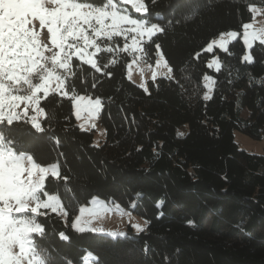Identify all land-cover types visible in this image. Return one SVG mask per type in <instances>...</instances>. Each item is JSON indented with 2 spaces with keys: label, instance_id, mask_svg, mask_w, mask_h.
<instances>
[{
  "label": "trees",
  "instance_id": "16d2710c",
  "mask_svg": "<svg viewBox=\"0 0 264 264\" xmlns=\"http://www.w3.org/2000/svg\"><path fill=\"white\" fill-rule=\"evenodd\" d=\"M143 2L149 25L164 28L146 42L149 57L156 58L152 41L158 42L174 77L150 80L145 92L127 76L131 57L122 50L121 36L107 42L112 53H98L101 73L76 58L75 75L60 72L69 94L74 87L76 95L102 98V144L95 145L93 131L78 125L73 101L59 92L41 98L47 117L42 124L49 129L44 134L0 125L15 151L41 165L57 163L67 177L45 181L46 190L49 182L60 185L49 194L58 195L67 217L48 210L37 217L45 228L34 239L39 258L45 264H84L90 252L94 264H264V155L235 140V131L264 139V44L253 45L251 63L244 60L241 38L227 51L204 50L222 32L241 33L253 17L250 6L264 8V0ZM212 57L220 60L219 70L209 67ZM207 75L214 89L205 100ZM16 127L14 122L11 129ZM94 196L146 218L148 227L130 228L123 237L77 232L72 221ZM61 232L70 239L61 240Z\"/></svg>",
  "mask_w": 264,
  "mask_h": 264
},
{
  "label": "snow or ice",
  "instance_id": "6c2138e0",
  "mask_svg": "<svg viewBox=\"0 0 264 264\" xmlns=\"http://www.w3.org/2000/svg\"><path fill=\"white\" fill-rule=\"evenodd\" d=\"M155 2L156 0H151L152 4H155ZM47 3L50 6H56L58 10L47 11L42 5V10H45V12L44 16L39 18V23L43 22L45 25H49L48 27L55 26L57 40L62 41L61 47L63 48V51L60 48L53 49L59 54L57 63L64 66L59 70L64 71L65 68H68L71 70L72 75H75L72 65L74 58L82 61L83 64L89 65L95 72L101 73L102 68L96 54L102 51L112 53L114 48L113 46H107V42L112 41L114 37L126 34L128 31H135L137 37L146 36L151 40L157 33L164 32V28L156 23L149 25L148 18L143 20L130 19L128 15L123 14V9L118 8L113 3V0H107L103 7H93L91 3H75L71 0H47ZM134 7L137 13L149 11L143 3L134 4ZM85 9L87 11H82ZM36 20L32 16L26 17L28 30L35 28L34 21ZM109 20L111 23L106 24L105 21ZM125 25H131L132 28L127 29L124 27ZM5 31L6 35L2 46H0V125L6 124L10 131L42 135L49 130L38 119L42 116L47 118L45 108L40 106V96L38 95L43 93L47 97L45 88L48 85V80L40 75L45 64L42 57L47 56H45V53L41 55L32 52L21 41L23 33L17 32V29L12 25H9ZM235 36V32L228 33L230 38ZM256 38H259L261 44H264V34H260L259 37L253 34L251 37V39ZM125 39H127L126 35ZM226 39L224 35H221L218 44L224 51H227ZM245 39H249L248 34L245 35ZM98 41L101 42L98 43ZM152 43L159 56L156 61L157 68L160 67L161 61H163L164 67L168 69V74H170L172 68L168 67V62L164 59L160 44L156 41H152ZM216 43V41H213V44ZM213 44H210L205 50L211 52ZM76 47L81 49L78 55L74 54ZM89 49L94 51H89ZM123 51H129L127 43H125ZM131 51H143L139 39H133ZM85 52L88 54L87 57H84ZM65 60H67L66 65ZM244 60L249 63L253 62L251 55L244 56ZM213 65H216L217 70H219L217 61H213L209 67ZM103 67L104 74L110 76L111 74L106 71L108 65ZM155 76L154 73L153 79H155ZM4 77L12 82L9 85L10 91L5 89ZM57 78L62 80L59 76ZM167 78H170V76ZM206 79L210 78L206 77ZM16 85H19V87H16ZM38 85L40 87H37ZM66 86L65 80H62L59 92L63 93L64 96H68L74 102L75 114L78 118L82 109L87 110L90 115L98 114L101 111L103 107L102 98L97 97L93 100L91 97L78 96L74 92V87L72 88L73 94L69 96V93L64 91ZM34 89L36 90L35 94H33ZM144 91H148L146 87ZM209 91H211V88ZM6 92L10 97L7 102L4 100ZM73 97L75 98L73 99ZM210 98L209 95L204 97L205 100ZM22 103L26 107L23 113H19L16 109ZM6 108L7 111H5ZM29 108H32L35 115L29 116ZM14 122H17V127L11 129ZM21 122L29 127L23 128ZM55 142L59 145L58 139ZM38 174H40L39 180H37ZM49 176L56 179H67V177H61L58 164L54 163L51 167H44L34 160L30 154L21 153L18 155L11 147L4 132L0 131V264H45L44 259L38 258L37 245L34 243V239L45 235V228L37 221V217L46 214L42 210H51L52 212L59 210L62 218L66 219L67 217L58 196L49 194L55 193L60 185L52 181L49 182L47 190L45 188V181ZM42 197H47V200L45 201ZM162 204L163 201L159 202L157 207H161ZM189 223L192 222L189 221ZM81 225L82 218H77L72 226L77 232H84L86 229ZM88 231H92V229H88ZM140 231H143V229H140ZM33 234H38V236L34 238ZM59 238L64 241L70 239L63 232L59 234ZM68 264H71V261H68Z\"/></svg>",
  "mask_w": 264,
  "mask_h": 264
},
{
  "label": "rangeland",
  "instance_id": "374dc122",
  "mask_svg": "<svg viewBox=\"0 0 264 264\" xmlns=\"http://www.w3.org/2000/svg\"><path fill=\"white\" fill-rule=\"evenodd\" d=\"M71 2L82 3V4L87 3V2H83L79 0H71ZM113 3L116 4L118 8L123 9V14L128 15L130 19L143 20L147 18L146 17L147 12L137 13L134 7V4H138V3H143L145 5L143 0H127V2H125V0H113ZM42 5H44L47 11L58 10L56 6H50L47 3V0H0V46H2L3 44V40L6 35V31H5L6 28L9 25H12L13 27L17 29V32L23 33V37H21V41L25 43L32 52L36 54H41V55L45 53V56L47 57H42L45 61V64L43 66V69L40 75L45 80H48V85L45 88V92L47 95L51 92L60 91V83L62 82L63 79L62 80L58 79L57 76L62 78L60 76V72H62L63 70H59V69L64 66L57 63L59 54L53 51V49L55 48H60V50L63 51V48L61 47L62 41L57 40V32H56L55 26L53 25L52 27H48L49 25H45L43 22L39 23V18L43 17L44 12H45V10H42ZM103 6L104 5H93V7H103ZM250 9L253 13V17L249 22L245 23L244 30L241 31V33L238 32L237 30H232V29L222 32L218 36L214 37L206 45L205 49L210 44H213V41L217 42L216 44H213V50L215 48H220L218 46L220 37L221 35H224L227 38L226 39L227 47L231 41L241 38V40L243 41L246 47L245 56L251 55L252 57L251 48L256 42L261 43L259 38L251 39L252 35L255 34L257 37H259L260 34H264V8L258 5H251ZM69 11L71 10L69 9ZM82 11H87V10L85 9ZM27 16H32L33 18L37 19L36 21H34L35 28L33 30H28V25L26 22ZM105 23L110 24L111 21L110 20L105 21ZM124 27L127 29L132 28L131 25H125ZM231 32L236 33V36L234 38L228 37V33H231ZM247 34L249 36V39H245V35ZM125 35L127 36V39H125ZM121 37H123V39L125 40V43H127V46L129 48V51H126L131 57L127 64V76L131 81H133L134 83H136L143 89L146 87L147 90L149 91L150 90V85H149L150 80H156L159 77H165V78H167L168 76H170V78L174 77L173 69H172V72L168 74V69L164 67L163 61H161L160 67L157 68L156 61L159 59L158 55H156L155 59L149 57V54L147 52V48L145 45L146 42L149 41L148 37L146 36L137 37L135 31H128L126 34H122ZM133 39H139L140 47L143 49L142 52L131 51ZM100 42L101 41H98V43ZM80 50H81L80 47H76V51L74 52V54L78 55ZM89 51H94V50L89 49ZM48 52H50L51 55ZM97 55L98 53L96 54V58H97ZM87 56L88 54L85 52L84 57H87ZM164 59L166 60L165 56H164ZM213 61H217L219 64V68H220V60L218 59V57H212L209 60V65L212 64ZM66 64H67V60H65V65ZM168 67L172 68L169 63H168ZM212 67L215 70H217L216 65H213ZM67 69L68 68H65L64 70H67ZM154 73L156 74L155 79H153ZM206 77L210 79H206ZM3 82H4L5 89L10 91L9 85L12 84V82L8 81L7 77L3 78ZM204 85H205V90L203 93V97H205L206 95H209L211 97L213 94V89H214V79L209 75L205 76ZM16 87H19V85H16ZM37 87H40V85H38ZM210 88H211V91H209ZM35 91L36 90L34 89L33 94H35ZM64 91H66V89H64ZM38 95L40 96V101H41V98L44 95L43 93H39ZM70 95L72 94H69V96ZM78 96L91 97L93 100L97 98V97H94L92 95H87V94H80ZM74 98L75 97H73V99ZM9 99L10 97L6 92L4 96L5 102H7ZM25 107L26 105L22 103L16 109V111L19 113H23ZM73 108H74V114H75L76 110H75L74 102H73ZM5 111H7V108L5 109ZM100 112L98 114L90 115L87 110L82 109L79 118L75 114L78 125L83 130L93 131L95 145L102 144L106 139L105 128L100 121ZM28 114L29 116L35 115L32 108L28 109ZM43 118L44 116L38 118L41 123H42ZM93 125H95V127H93ZM235 140L242 149H245L246 151L250 153L264 155V139L255 140L241 133L240 131H235ZM17 154L19 155L21 153L17 152ZM52 164H48V165L40 164V165L44 167H51ZM37 177L40 179V174H38ZM42 199L46 201L47 197H42ZM42 211L46 212V210H42ZM48 211L52 212L51 210H48ZM54 213L60 214V211L58 210L57 212H54ZM77 218H82L81 226L86 229L85 231H88V229H92V232L104 233L112 237H119V236L123 237L128 233V230L130 228L134 232H141L140 229L145 230L149 224V221L146 218L132 212L131 210L122 208L117 203H113L111 201L102 199L98 196H94L93 198L90 199L88 203L83 204L80 207L79 212L77 213V215L74 217L72 221V225L74 224ZM37 221L39 222L38 219ZM94 259H95V256L92 253L88 252L87 256L84 259V264H94Z\"/></svg>",
  "mask_w": 264,
  "mask_h": 264
},
{
  "label": "clouds",
  "instance_id": "9594fccd",
  "mask_svg": "<svg viewBox=\"0 0 264 264\" xmlns=\"http://www.w3.org/2000/svg\"><path fill=\"white\" fill-rule=\"evenodd\" d=\"M39 178L37 177V180H38Z\"/></svg>",
  "mask_w": 264,
  "mask_h": 264
}]
</instances>
